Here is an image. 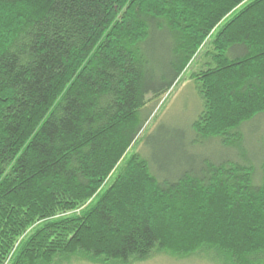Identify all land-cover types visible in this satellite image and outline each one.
Masks as SVG:
<instances>
[{"label":"trees","instance_id":"trees-1","mask_svg":"<svg viewBox=\"0 0 264 264\" xmlns=\"http://www.w3.org/2000/svg\"><path fill=\"white\" fill-rule=\"evenodd\" d=\"M198 54L190 142L237 153L163 171L128 150ZM262 121L264 0H0V264H264Z\"/></svg>","mask_w":264,"mask_h":264},{"label":"rangeland","instance_id":"rangeland-1","mask_svg":"<svg viewBox=\"0 0 264 264\" xmlns=\"http://www.w3.org/2000/svg\"><path fill=\"white\" fill-rule=\"evenodd\" d=\"M199 54L188 63L177 83L165 93L150 120L145 124L142 142L131 147L128 152L142 149L143 155L153 160L154 167L164 168L176 172L183 169L189 163H197L201 157L210 156L213 159L219 156L234 155L233 149H222L219 144L206 142L195 145L191 141L193 133L191 122L196 118L200 107V100L196 88L191 79L193 73L199 67ZM253 130L246 128L244 145L251 159L257 160L259 149L264 138V123L258 122ZM110 181H106L108 185ZM203 257H192L188 259L173 258L164 254H155L149 259L134 262L132 264H216L202 259ZM67 264H95L83 259H74Z\"/></svg>","mask_w":264,"mask_h":264}]
</instances>
